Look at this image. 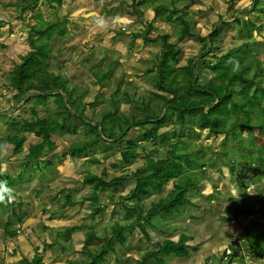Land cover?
I'll use <instances>...</instances> for the list:
<instances>
[{"label":"trees","instance_id":"16d2710c","mask_svg":"<svg viewBox=\"0 0 264 264\" xmlns=\"http://www.w3.org/2000/svg\"><path fill=\"white\" fill-rule=\"evenodd\" d=\"M92 1L99 5L112 2V0ZM202 1L130 0L128 3L130 10L127 14L132 19L133 26L129 29L118 28V34L114 37L118 41L116 43L127 47L128 54H132L131 48L137 40L145 44L160 40L161 49L159 63L153 64L146 70L135 68L134 72L128 75L124 85L122 81L126 75L124 72H117L115 62L109 61V68L97 73L103 62L92 55L81 59L79 66L95 79L94 88L87 84L80 86L73 84L67 72L62 74L60 70L45 69V75L37 73L35 69L41 64V53L36 54L37 56L31 54L26 61L27 67L21 66L14 76L4 78V83H17L20 93L16 95V100H19L25 92L45 89L43 121L11 122L3 127L6 121L5 117L0 115V141L11 147L9 152L15 155L20 166L23 169L36 166L44 182L50 179L46 172H51L53 168L63 163L67 164L79 159L83 161L81 166L87 167L80 179L79 187L65 189L59 191L57 195L50 196L48 207L51 202L52 206L43 208L45 221L37 222L39 223L37 236L45 242V248L50 250L57 246L60 254L66 251L61 241L69 242L73 229L65 228L63 231H58L59 229L56 228L52 244L47 243L45 233L49 231L48 223H54L61 218L63 212L75 204V196L79 193L82 201H85L89 208L88 217L83 219L85 223L88 220L98 219L110 203L112 206L118 204L124 217L131 219L124 225L118 220L112 221L108 227L102 228L101 237L97 236L94 226L85 224L84 228L87 231L84 233L85 240L80 254L89 257L90 260H74L69 261V264H120L114 249L116 242L127 253H138L134 264H168L173 259L185 258L193 246L190 243L201 239L195 236L194 227L191 228L192 231L189 230L190 224L198 227V222L202 221L203 224V219L206 217L198 219L201 214L192 212L191 208L203 209L199 202L192 201L193 198L200 196V201L214 202L220 195L216 189L217 183L211 181L209 182L212 187L211 193L208 195L200 193V186L204 180L205 182L210 180L207 167L213 165L215 157L218 155L222 163L228 167V171L234 173V163H228V158L240 156L238 167L245 169L249 175V179L237 177L244 188L249 183L259 182L264 178V168L260 173L251 168L253 163L251 161L256 157L261 158L264 154V106L260 104L264 101V95L258 93V87H261L258 85V75H253L258 73L254 67L255 50L259 45L257 40L264 41V39H259V35L252 38V31H259L263 27L256 25L255 22L263 19L264 11L257 9L255 5H249L245 9L247 18L249 13L252 15L249 21L241 23L237 17H234L233 23L238 27L242 43L228 47L226 53L215 57L214 61L208 63L204 61L202 63L204 69L210 70L213 77L206 83H198L193 59L188 60L183 67L174 68L173 63L178 49L173 44L167 43V34L158 39L157 33H160L159 28L170 30L178 28L175 30L179 32V39L192 40L199 44L202 50L209 51L212 44L217 42L215 38L220 33L212 25L205 36L195 32L197 28L205 30L201 19L209 13L202 10L200 6ZM189 2H195L196 5H189ZM48 3L49 5L45 4V11H41L38 17V22L42 25L40 28L45 29V64L48 60L62 55L61 44L65 42L56 44L57 39L53 40L52 37L62 36L66 32L64 26L66 17L59 14L54 18L51 17L53 11L63 5V0H49ZM53 3L54 5H50ZM151 4L155 5L151 6ZM36 5L37 3L33 7L35 8ZM8 6L17 7L10 4ZM192 6L199 15L197 22L191 15ZM237 12L238 10L234 9V14ZM42 13L45 15L41 16ZM21 69H23L21 74L15 76ZM249 76L252 77V82ZM133 78H145L156 89L165 92V94L150 93L151 97L159 101L158 106H151L135 86L131 91ZM238 79L246 82L239 89L245 97L242 102H237L234 97V83ZM251 87L254 88L253 92ZM56 91L58 93H55ZM1 98L0 94V100ZM99 103H102V107L98 121L84 116L87 108H97L96 105ZM122 105L126 106L125 110H121ZM255 113L263 119L252 120L251 116ZM32 114L36 115L34 108ZM167 124L175 127L173 133L160 132ZM196 128L201 129L203 133L195 134ZM238 128L241 131H250V137L246 140H250L251 146L245 143L246 140L243 139L241 132L239 134ZM257 130L260 132L259 136ZM29 132L40 140L45 139V151L30 141L26 144L28 137L24 134ZM132 135L134 136L131 137ZM210 135L221 137L219 150L208 158L192 160L191 154L194 151L199 155L204 153L203 143ZM150 144L152 147L148 149ZM179 144L189 148L178 152L176 146ZM258 144H260L259 148H257ZM159 149L163 150V153H160ZM251 149H255V153L257 151L256 155L251 154ZM113 155L118 156L119 162H111L105 167V162ZM134 162L140 166L132 171L129 168L121 169V166L127 167ZM94 166L99 167L98 172L90 170V167ZM107 170L116 171V174L108 179ZM4 176V174L0 175V181L5 180L8 185L22 183L21 176L17 179ZM128 179L133 180V187L128 196L123 197L119 191L125 188ZM44 182H38L33 191L35 198L43 192ZM165 184L169 185V189L163 191L162 187ZM186 207L191 211H186ZM0 208L8 210L16 219L20 204L16 201L0 203ZM248 208L253 212L256 211L251 205ZM199 209L197 212H200ZM243 212H247V207ZM182 213H186L184 219L186 223L180 224L181 221L175 219ZM219 219L222 223L236 221L235 217L229 219L225 215ZM250 222L255 228L253 236L258 240L263 239L264 215L254 217ZM256 222L258 223L255 224ZM239 228V234L242 231L248 234L246 227ZM150 229L158 231L163 236L173 233L177 238L153 241L148 232ZM231 242L227 249L231 250L230 253H235L238 244L235 241ZM91 245H93L92 249ZM253 249L255 264L257 262L264 264L262 261L264 247L257 245ZM226 250L222 252L220 258L215 255L205 256L204 264H232L234 260L229 259L232 256H224ZM13 255L12 250L8 257L12 258ZM21 258L13 264H43L41 258L37 256L31 260L24 256ZM170 259L172 260L169 261ZM0 264H4L1 256ZM8 264L12 262L8 261Z\"/></svg>","mask_w":264,"mask_h":264},{"label":"rangeland","instance_id":"374dc122","mask_svg":"<svg viewBox=\"0 0 264 264\" xmlns=\"http://www.w3.org/2000/svg\"><path fill=\"white\" fill-rule=\"evenodd\" d=\"M121 1V2H120ZM236 0H234L235 2ZM239 3L246 4L248 0H238ZM49 0H38L36 7L34 8V2L31 0H0V28L1 29H18L21 28L25 31L30 27L36 28L41 27L42 25L36 20V18L40 17L36 15L40 8L45 9V4L49 5ZM130 0H112V2H104L102 4H96L92 0H63V5L55 9L51 15L54 18L56 15H64L66 17V22L64 26L66 27V32L62 36H53L52 39L56 40V44H60L62 41L65 44H61L62 47V55L56 59H50L45 64V69H53L60 70V73L67 74L70 76L72 83L78 86L82 84H87L88 86L95 87L96 81L92 76L86 74L83 69L79 66L81 59L86 58L89 55H92L95 59H99L103 62L102 66L97 70L98 72H102L109 68L108 62L113 61L116 63L115 67L117 72H124L125 77L123 78L122 85L126 84L125 82L128 80V75L134 72V69L137 70H146L150 68L153 64L159 63V54L161 49L160 40L154 43H143L142 41L137 40L136 44L131 48L132 54L127 53V47L122 44L116 43L114 39L115 35L118 34V28H126L129 29L133 26V21L128 16V3ZM8 4L16 5L14 8H6ZM30 4V7H28ZM196 5L195 2H189V5ZM248 4V3H247ZM50 5H54L50 4ZM155 5V4H151ZM250 5H255L257 9L264 10V0H250ZM193 6L191 7V15L193 18L198 21V13L194 11ZM203 11H209L206 17L201 19V22H204L203 28H197L195 30L196 33L201 34L200 36H205L209 33L211 25L219 31L215 38L216 43L212 44L211 49L209 51H204L196 42L182 38L179 39L178 28L166 29L159 28L158 39L164 34L168 35L167 43L170 45H174L178 49V54L175 57V61L173 63V67L178 69L187 64L188 60L193 59V63L195 65V71L198 74V83H206L210 78L213 77L212 73L208 69H204L203 62L206 61H214L215 57L223 56L228 47L233 45H240L242 41L240 40V36L238 34V27L233 23L234 17L243 23L252 17L251 13L248 14V18L243 12L242 15L236 13L234 14L233 3L229 0H203L200 4ZM33 9V10H31ZM232 15V18H230ZM120 19L117 20L116 18ZM103 18L107 22L106 27H98L95 24L97 19ZM263 25H264V15H263ZM249 21V20H248ZM212 27V28H213ZM8 34V32H4ZM151 37L152 34H150ZM253 39L259 35V39H264V27H262L259 31H252ZM18 33L16 32V37ZM8 39L15 38H0V43L3 46H7V49L1 48L0 44V60L5 61L2 62L0 68L4 69L5 65L11 66L13 61H18L19 58H13L15 55L24 54L27 51V48L19 43L17 49L12 50L10 54H7V50L12 45L8 42ZM259 43L257 49L255 50V59L254 67L258 70V73H253L255 76L258 75V93L264 95V41L257 40ZM262 43V44H261ZM17 45V44H15ZM13 58V59H11ZM11 59V60H9ZM9 60V61H8ZM7 61V62H6ZM85 64V63H84ZM172 65V62H171ZM89 66V64H86ZM10 68L4 69L8 71ZM252 75V71H250ZM252 82V77L249 76ZM133 87L138 89V92L144 96L146 100H148L151 106L156 107L160 103L155 97H151L150 93H158L165 94L163 91H159L152 84L148 83L145 78H133ZM246 82H242L241 79H238L234 83V97L237 102H242L245 100L244 95L239 92L241 90L242 84ZM253 87H251V91L253 92ZM237 93V94H236ZM49 103V101H48ZM261 106H264V101L260 102ZM95 107H89L86 109L84 114L88 119L98 121L100 118V109L102 107V103H99ZM125 105H122L121 110H125ZM22 115H27L25 111L22 112ZM252 120L256 118H262L257 113L252 114ZM259 122V121H257ZM197 125V123L192 122ZM169 132L173 133L175 131V127L172 124H167L163 128H161L160 132ZM239 134L241 132L244 140L250 137V131L248 130H240L238 128ZM258 136H259V131ZM203 133L201 129L196 128L195 134ZM132 135L131 137H133ZM130 137V138H131ZM203 138V137H202ZM221 137L210 135L208 139H206L203 143L202 149L204 153L202 155L198 154L194 151L191 154L192 160H198L202 158H208L212 154H215L219 150V145L221 143ZM264 142V141H263ZM245 143L251 146L250 140H246ZM260 144L257 145L259 148ZM152 147V144L148 145V149ZM178 152H182L189 147H185L183 144H179L176 146ZM211 147V149H208ZM256 149V147H255ZM255 149H251V154L256 155ZM160 153H163V150L159 149ZM250 151V149H249ZM94 154V153H93ZM163 155V154H162ZM6 164L4 165L5 172H16L19 171L18 165L12 163L8 154L4 157L3 160H6ZM223 160V159H222ZM225 161V160H223ZM83 162V161H82ZM79 159L70 163H63L52 169L51 172H46L49 174L50 179L45 181V187L43 192L40 194L35 201L26 196L22 197V208H23V220L19 225L23 227L24 231L27 232V241L30 239V244L36 245L37 242L35 238L38 234V224L43 220L45 221V212H43V208L48 207L49 197L52 195H57L59 191L65 189H72L79 187V182L81 177L83 176L86 166H81L82 163ZM111 162H119L118 156L113 155L107 159L105 162V167H108ZM227 162V161H226ZM240 156H230L228 158V163H234L233 167L235 168L234 173H230L228 171V167L222 163L219 156L215 157L214 163L212 166L207 167L208 171V182L201 184L200 193L202 195H208L212 191V187L209 182L217 183V191L220 195L217 196L216 201L214 202H205L203 200L200 201V196H195L193 198V202H199L200 206L203 209H199L200 212H197L198 209L191 208L192 212L200 213L201 217L204 218V223L202 221L198 222V227L190 224L189 230H194L195 236L204 238V234L214 235L216 237L209 238V241L219 242L220 240H224L221 244H219L215 250L214 255L217 258L222 256V252L227 249L229 242L233 239L238 244L237 251H243L244 254L233 258L234 262L232 264H255L254 257V249L257 245H262L264 247V238L257 239V237L253 236V232L255 228L251 225L250 220L254 217L258 218L261 214L264 215V178H262L259 182H252L247 185L246 188L242 186V184L237 180V177H243L244 179H249V175L245 172V169H242L239 166ZM253 162V163H252ZM251 168L256 172L260 173L262 168H264V154L261 158H255V160L251 161ZM140 165L137 162L129 164L127 167L130 171L136 169ZM90 170L93 172H98L99 167H90ZM32 173V174H31ZM108 179L112 178L116 171L107 170ZM126 173V172H125ZM25 178L22 176V182H25L29 178H33L31 182L28 184V192H32L33 187H36V179L35 174H37L38 182H44L41 172L37 171V167L35 169H30L29 167L24 170ZM31 174V175H29ZM119 174V173H117ZM16 176V175H13ZM133 180L128 179L126 182V186L122 191H119L120 195L123 197H127L129 191L133 187ZM169 189V185L165 184L162 187L163 191ZM78 194V193H72ZM79 195V196H78ZM75 196V204L72 205L68 210L63 212L61 218H59L54 223H48L47 227H49V231L45 233V238L48 244L53 243V235H55V229L58 228V231H63V229H73L71 238L69 242L61 241V244L66 248V251L62 254L58 252V247L54 246L52 249L48 250L45 248V263L46 264H69V261L74 260H90L89 257L83 256L80 254V249L84 244L85 240V224H89L95 227L97 236H102V228L108 227L112 221L118 220L120 224L124 225L125 223L131 221L129 218H125L123 211L120 209L119 205L110 203L106 206V210L103 214H101L98 219H94L93 221L88 220L86 223L83 219L88 217L89 208L85 201H82L80 197V193ZM230 197V198H229ZM150 200V199H149ZM148 202V201H145ZM252 206L254 210L251 211L248 207ZM247 207V212H243L244 208ZM256 207V208H254ZM186 211H191L190 208L186 207ZM5 213H8V210H4ZM226 216V218L231 219L232 217L236 218L234 224L230 225L229 223H222L220 221V217ZM186 213H182L178 216L175 221L180 222V224L186 223ZM38 220V224H35ZM3 223V222H2ZM2 223L0 222V229H2ZM84 223V224H82ZM256 222L255 224H257ZM19 225H16L17 227ZM202 226V227H200ZM240 226L246 227L248 229V234L240 232ZM194 227V228H193ZM193 228V229H191ZM202 230V232H201ZM151 234L153 241H160L164 238H169L175 240L177 238L173 233L163 236L158 231L154 229H150L148 231ZM36 234V235H35ZM228 237H232V240L228 241ZM22 238V237H21ZM4 240H7V236L5 233L1 234L0 230V256L3 259L4 264H8V261H11L12 264L16 260L22 259L23 255L27 256V250L22 252H18L13 250L12 258H9L8 255L11 253L12 246H6L4 244ZM246 241H250L247 245ZM198 240L194 243H190V245H196ZM228 242V243H227ZM233 242V241H232ZM231 242V243H232ZM153 247L152 244H150ZM23 247L25 249H29L28 245L24 242ZM201 247V246H199ZM93 248V245L90 246ZM225 248V249H224ZM33 250L32 248H30ZM114 249L116 251L117 257L120 259V264H134V259L138 255L137 252L127 253L117 242L114 243ZM220 249H224L220 252ZM229 249V248H228ZM260 250V249H259ZM231 251V250H230ZM228 253V252H227ZM233 253V252H232ZM213 255V256H214ZM28 257V256H27ZM173 259V258H172ZM170 259L169 261H171ZM240 259H243L241 262ZM168 261V262H169ZM174 260L173 262H175ZM264 261V256H263ZM173 262L171 264H173ZM194 264H203L204 260L199 258ZM251 262V263H250ZM259 262H257L258 264Z\"/></svg>","mask_w":264,"mask_h":264},{"label":"bare ground","instance_id":"6f19581e","mask_svg":"<svg viewBox=\"0 0 264 264\" xmlns=\"http://www.w3.org/2000/svg\"><path fill=\"white\" fill-rule=\"evenodd\" d=\"M14 31H11V29H1L0 28V38H15V39H8V42H10L12 45L9 47L7 50V54H10L12 50L17 49L19 46V43H22L26 48L27 51L24 54L15 55L13 58H19L18 61H13L11 66L5 65L4 69L10 68L8 71H5L4 69L0 68V94L2 95V98L0 100V115L5 117V123L3 127L6 126V124L11 123V122H16V123H22V122H36L38 120L43 121L45 119V89L44 91L40 90H32L28 91L22 94L19 100H16L15 97L20 93V89L17 86L16 82H13L12 84H7L4 83V78H9V76H14V73L18 70L19 67L27 65V59L31 54H35L34 56H37L36 54H42L41 57V64L36 67L35 71L41 75H45V29L36 27V28H28L25 29V31L21 28L18 29H12ZM4 32H8V34H5ZM16 32L18 33V36L16 37ZM1 44V43H0ZM17 44V45H15ZM1 48L7 49V46H3L1 44ZM11 58V59H13ZM9 59V60H11ZM8 60V61H9ZM2 62L5 63V61L0 60V65ZM7 62V61H6ZM27 67V66H25ZM23 69L19 70L15 76H19L21 74ZM34 108L36 115L32 114V109ZM25 111L27 115H22V112ZM2 120V119H1ZM45 123V122H44ZM7 131H10L7 129ZM25 136L28 137V142L30 141L32 144H36L40 146L44 151H45V142L44 140H40V138L34 136L33 133H25ZM0 145H4L0 141ZM11 147L7 145V154L9 158L11 159L12 163L15 165H18L19 171H16L13 173L12 172H5L4 175L7 177H11L13 179H17L19 176H23V178L26 177L24 174V170L21 166L20 163L16 161L15 155H11L9 150ZM4 159V158H3ZM45 160V159H44ZM6 160H0V165H5ZM28 168V167H27ZM31 170L35 169L36 166H30L29 167ZM37 171L39 169L37 168ZM32 174V173H31ZM29 174V175H31ZM16 175V176H13ZM4 176V177H5ZM35 179H36V187L38 184L37 180V174H35ZM28 180L25 182H22L18 185H8L10 188L13 189V195L14 199L13 201H16L20 204V209L18 210V217L14 219V217L11 215V213H5L4 208H0V222L2 223V229L1 234L5 233L7 236V240H4V244L8 246H12L13 248L11 250H16L18 252L22 251H28L27 256L25 257L23 253H21L25 258L28 260L33 259L35 256L40 257L41 261L43 264H45V242L41 241L36 234V245H31L30 244V239L27 241V232L24 231L23 227L19 225L21 221L24 219L23 218V202H22V197H30L35 201V196L33 191L36 189V187H33L32 192H28V184L31 182L33 178L27 177ZM1 181H5L2 180ZM45 185V182L42 184ZM40 196V195H39ZM38 196V197H39ZM37 197V198H38ZM38 220L37 222H39ZM37 222L35 224H37ZM16 225H19L18 227ZM22 237V238H21ZM26 243L29 247V249H25L23 247V243ZM247 245L249 244L248 241H246ZM32 248L33 250H31ZM243 251H237L235 253H230L224 254L227 257H229L230 260L233 258L243 255Z\"/></svg>","mask_w":264,"mask_h":264},{"label":"crops","instance_id":"0c3cea01","mask_svg":"<svg viewBox=\"0 0 264 264\" xmlns=\"http://www.w3.org/2000/svg\"><path fill=\"white\" fill-rule=\"evenodd\" d=\"M25 1H28V0H25ZM33 1L34 3H37L38 0H31ZM70 2L72 0H69ZM9 5V4H8ZM5 6L6 8H14V7H9V6ZM250 5V2H248V4H244V3H235L233 8L234 9H237L238 10V13L239 15H242V13L244 12L245 15H246V12H245V9L246 7H248ZM0 7H1V4H0ZM28 7H30V4H28ZM263 10V9H261ZM264 11V10H263ZM247 17V15H246ZM257 23H262L263 22V19L262 20H257L256 21ZM228 224V223H226ZM230 225L234 224L233 222L229 223ZM211 237H216L214 235H210V234H204V238L203 239H199L198 242L196 243V245H193L189 251V254L187 257L185 258H181V259H173L170 263L168 264H171L174 260H176L175 262H173V264H194V263H197V259L201 258L204 260L205 262V256L209 255H214V250L215 248L221 244L224 240H220L219 242L215 243V242H210L209 241V238ZM229 240H232V237H228V241ZM234 242V239L232 240ZM228 243V242H227ZM216 244V246L214 245ZM201 246V247H199ZM225 249V248H224ZM224 249H220V252H222ZM222 254V253H221ZM222 257V256H221ZM263 261V259H262ZM264 262V261H263ZM204 264V263H203Z\"/></svg>","mask_w":264,"mask_h":264},{"label":"clouds","instance_id":"9594fccd","mask_svg":"<svg viewBox=\"0 0 264 264\" xmlns=\"http://www.w3.org/2000/svg\"><path fill=\"white\" fill-rule=\"evenodd\" d=\"M230 2L235 4V3L239 2V1L236 0L234 2V0H232ZM31 10H33V9H31ZM41 11H45V9L40 8L39 11L36 13V15H40ZM43 15H45V14L42 13L41 16H43ZM235 16H236V13H235ZM116 19L119 20L120 18L117 17ZM36 20L38 21L39 19L36 18ZM95 24L98 27H106L107 26V22L105 20H103V18L97 19L95 21ZM55 93H58V92L56 91ZM84 116L86 117L85 114H84ZM6 155H7V145L6 144L0 145V160H3V158ZM4 171H5L4 166L0 165V175H2L4 173ZM13 199H14L13 189L8 186L6 181H0V203H11L13 201ZM227 251H229V253H230V250L229 249L226 250V254L229 255V253H227Z\"/></svg>","mask_w":264,"mask_h":264},{"label":"flooded vegetation","instance_id":"af4514ba","mask_svg":"<svg viewBox=\"0 0 264 264\" xmlns=\"http://www.w3.org/2000/svg\"><path fill=\"white\" fill-rule=\"evenodd\" d=\"M256 23V25H263V23H257V22H255ZM263 27H264V25H263Z\"/></svg>","mask_w":264,"mask_h":264},{"label":"built area","instance_id":"2783aa9c","mask_svg":"<svg viewBox=\"0 0 264 264\" xmlns=\"http://www.w3.org/2000/svg\"><path fill=\"white\" fill-rule=\"evenodd\" d=\"M229 253V251H227Z\"/></svg>","mask_w":264,"mask_h":264},{"label":"water","instance_id":"95a60500","mask_svg":"<svg viewBox=\"0 0 264 264\" xmlns=\"http://www.w3.org/2000/svg\"><path fill=\"white\" fill-rule=\"evenodd\" d=\"M58 92V91H57Z\"/></svg>","mask_w":264,"mask_h":264}]
</instances>
